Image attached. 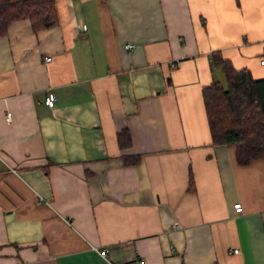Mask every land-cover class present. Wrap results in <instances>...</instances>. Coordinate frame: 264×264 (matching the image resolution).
Listing matches in <instances>:
<instances>
[{"label":"crops","instance_id":"obj_1","mask_svg":"<svg viewBox=\"0 0 264 264\" xmlns=\"http://www.w3.org/2000/svg\"><path fill=\"white\" fill-rule=\"evenodd\" d=\"M53 1L0 37V264H264V158L202 98L213 52L264 78V0Z\"/></svg>","mask_w":264,"mask_h":264},{"label":"trees","instance_id":"obj_2","mask_svg":"<svg viewBox=\"0 0 264 264\" xmlns=\"http://www.w3.org/2000/svg\"><path fill=\"white\" fill-rule=\"evenodd\" d=\"M27 19L34 31L57 24L53 0H0V37L18 20ZM211 64L223 74L202 88V98L211 143L233 144L238 164L264 158V78L255 79L246 68L236 69L230 60L213 52ZM119 145L130 144L129 134L118 136ZM138 157L125 159L135 164Z\"/></svg>","mask_w":264,"mask_h":264},{"label":"built area","instance_id":"obj_3","mask_svg":"<svg viewBox=\"0 0 264 264\" xmlns=\"http://www.w3.org/2000/svg\"><path fill=\"white\" fill-rule=\"evenodd\" d=\"M128 47H129L128 45L125 46V48H128ZM45 60L46 61H49L50 58L47 57V58H45ZM260 63L264 65V59L260 60ZM44 103L47 106H49V107H53V105L55 103V96H54V94L53 93H48L47 96L44 99ZM9 117H10V114L7 113V118H9ZM232 208H233L234 213H236V214L242 213V211H243V207H242V205H241L240 202L234 203L233 206H232ZM232 252L233 253H238V249H234V250H232ZM101 255L104 256L105 254L104 253H101Z\"/></svg>","mask_w":264,"mask_h":264},{"label":"rangeland","instance_id":"obj_4","mask_svg":"<svg viewBox=\"0 0 264 264\" xmlns=\"http://www.w3.org/2000/svg\"><path fill=\"white\" fill-rule=\"evenodd\" d=\"M223 81V80H222Z\"/></svg>","mask_w":264,"mask_h":264}]
</instances>
